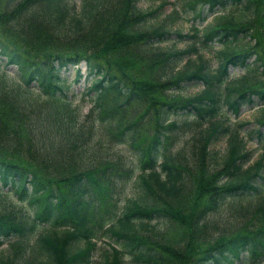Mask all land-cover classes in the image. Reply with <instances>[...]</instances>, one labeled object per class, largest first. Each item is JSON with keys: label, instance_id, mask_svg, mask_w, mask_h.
<instances>
[{"label": "trees", "instance_id": "16d2710c", "mask_svg": "<svg viewBox=\"0 0 264 264\" xmlns=\"http://www.w3.org/2000/svg\"><path fill=\"white\" fill-rule=\"evenodd\" d=\"M184 1L197 17L227 6L242 10L203 27L206 51L214 37L251 39L258 16L264 48V0ZM137 2L4 1L0 191L34 211L0 210V245L16 238L0 264H125L126 256L133 264H238L244 254L248 264H264V150L246 164L243 126L221 117L222 105L238 115L264 103V50L249 42L219 48L215 67L202 52L187 60L196 47L155 44L170 34L163 24L147 27L157 8L147 12ZM251 55L258 66L249 64ZM80 64L93 94L83 116L67 94L66 72ZM236 67L260 75L230 79L222 92ZM80 78L77 69L72 82ZM194 84L202 86L197 94L180 93ZM256 122L264 127V113ZM180 130L191 135L181 148L187 153L172 151ZM252 132L261 138L259 129ZM224 136L216 162L210 145ZM112 145H126L131 160L118 151L108 156ZM135 169L136 192L122 202ZM223 205L234 212L233 226L212 231L210 218ZM103 237L111 242L96 262Z\"/></svg>", "mask_w": 264, "mask_h": 264}, {"label": "rangeland", "instance_id": "374dc122", "mask_svg": "<svg viewBox=\"0 0 264 264\" xmlns=\"http://www.w3.org/2000/svg\"><path fill=\"white\" fill-rule=\"evenodd\" d=\"M4 1L5 0H0V12L5 11ZM137 6L147 12L149 10H153L157 8L155 10V13L151 14L147 18V22L145 24L147 27L163 24L168 34H170L166 39L158 43H155L158 44L159 47L161 46L165 49H172V50L187 49L190 48L189 46L192 47V45L196 47L194 52L191 51L190 54L185 55L184 58H187V60L189 59L195 60L197 58L198 53L202 52L204 53V56H206L209 59L210 65L212 67H215L216 65L215 52L219 50V48H224L226 46H236V45L246 46L249 42V44L253 45V48L256 51L260 52L261 54L262 51L264 50V48L261 45L262 36L258 32L259 26L263 23V18L259 16L255 17L253 21L252 29H251L252 31L251 39L249 37H245V38L241 37L237 41L224 42V41H219L217 37H214L208 45L207 48L208 52L204 48L205 44L202 43L203 27L206 24L212 22L215 18L220 16L237 17L238 15H242V10L235 6L234 7L227 6L225 8H219L216 9V11L211 12L210 14H206L203 12V15L201 17L194 16L193 10L191 8L189 9V7L185 5L184 0H138ZM198 6H200V4L196 5V7ZM256 30L257 32H255ZM177 32H179L181 36H177L176 35ZM253 37H255V39H253ZM52 43H58V42L53 41ZM186 61L184 60L180 61L176 65V67L181 66ZM248 62L252 66L259 65L257 61H254V55H251L248 58ZM1 66H3V68L7 69L9 72L13 71L14 69L13 66L11 65L4 66L3 63L1 64ZM77 69L80 71L81 78L77 82H72L73 77L75 76V71ZM77 69L70 67L69 70L66 72L68 81L70 82L69 84L70 87L67 90V94L71 98L72 105L78 108L81 116H83L92 106V101L90 96L93 94L89 93L88 91L89 81H87L85 78L86 77L85 67L82 64H80L77 66ZM258 71L259 73H261L260 72L261 68H259ZM9 72L8 74L11 75ZM259 75L260 74L258 73L248 72L246 69L243 70L242 68L239 67L231 68L230 73L228 75V79H226V82H224L221 86V91L224 92L223 91L224 85L230 79L236 81L241 79L243 76H248L250 78L255 79L258 78ZM201 88L202 86L199 84L187 85L180 90V93L193 96L198 92H200ZM222 109L223 111H221V117L227 118L229 126L235 128H239V126H243L239 129L240 130L239 135L244 136V138L247 139L246 148L249 151V156L246 164L253 163L255 160L261 157L264 150V127L260 126L256 122V119L264 113V103L260 102L258 104L243 106L240 108L238 115H233L229 111H226L224 105H222ZM218 117H219V113H218ZM176 118L177 117L172 116L171 120ZM178 120H180V118H177V121ZM256 129H259L260 133H262L260 139H256L257 136L253 132L251 133V136H249V133L252 130H256ZM177 134L178 135H176L177 137L175 138V142L177 143L172 149V151L175 152V150L179 149V150H185V152L187 153L188 148L187 149H181V148H186L189 146L190 136H191L190 133L187 131L181 134V130H180V132H178ZM225 144H226V136L218 137L216 140H214L211 143L210 148L213 152L212 160H216V162H219L222 159ZM114 151L123 153L124 156L129 158V160H131V158L133 157L126 145H117V146L112 145L110 147V153L108 156L111 157L110 154ZM138 172L139 171L135 169L132 179H130L126 184V193L124 194V198L122 202L134 196L136 192V184H134L136 181L135 176L138 174ZM5 189L6 188H4V191ZM249 198L250 199H248V201L250 200L255 201L257 199V197H249ZM9 208L19 209L20 211L29 214L30 217H32V213L34 211L32 206H30L28 203L18 201L12 193H6V191L5 193L4 192L1 193L0 191V210L9 209ZM233 215L234 212H232L229 209V207L226 205H223L220 208V210L218 208L217 211L210 218L212 219L211 230L219 232L224 228L227 230L229 227H232L233 221L235 219ZM41 226L43 225H40L39 227ZM41 229L42 227L38 228V231H40ZM106 240L107 242H111L110 239L104 237L96 240L97 249L95 250L94 253V258H95L94 260H96V262H98V260L101 259L100 253L102 252V250L107 249L108 245ZM14 241H16L15 237L11 236L7 238L3 242V244L0 245V255H3L6 252H8V250L10 249L9 244L13 243ZM125 259L127 261L125 264H128V262L129 264H133L130 258H128L127 256L125 257ZM238 264H248L247 255Z\"/></svg>", "mask_w": 264, "mask_h": 264}]
</instances>
